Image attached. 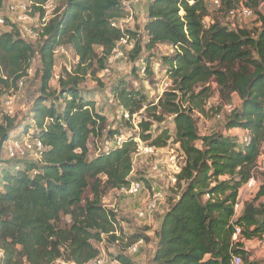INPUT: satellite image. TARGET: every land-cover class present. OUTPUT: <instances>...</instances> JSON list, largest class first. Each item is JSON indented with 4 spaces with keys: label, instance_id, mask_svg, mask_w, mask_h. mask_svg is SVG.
Here are the masks:
<instances>
[{
    "label": "trees",
    "instance_id": "16d2710c",
    "mask_svg": "<svg viewBox=\"0 0 264 264\" xmlns=\"http://www.w3.org/2000/svg\"><path fill=\"white\" fill-rule=\"evenodd\" d=\"M31 1L34 12L43 17V6L51 0ZM60 1L42 33L31 40L36 41V49L24 38V25L7 17L0 33V88L17 89L32 61L37 58L40 63L38 95L28 123L18 126L14 117L4 115L0 150L12 136L22 137L30 130L31 139L44 148L40 161L23 158L0 167V264L58 260L87 264L100 256L95 243L119 242L120 221L104 207L103 198L132 181L142 183L130 177L136 139L155 150L176 144L182 156L180 173L169 189L154 234L152 264H230L232 256H239L243 264H260L248 259L239 240L264 238V174L253 198L237 214L234 208L240 188L254 178L264 142V15L258 13L264 0L243 3L258 16L256 31L218 22L205 26L204 0H150L143 48L151 52L158 45L171 47L173 54L162 59L171 87L149 107H144L143 95L126 83L112 88L111 95L129 115L125 123L130 130L135 114L143 110L145 117L138 121L134 135H123L120 147H111L119 132H106L108 148L91 160L89 139L104 138L106 120L96 112L95 101L82 96L79 84L94 61L104 68L121 38L128 36L135 42L130 60L135 61L143 48L135 32L112 26L128 16L129 0ZM4 3L0 0V11ZM224 6L227 12L233 9L227 0ZM58 47H69L78 61L73 74L58 78L56 90L50 82ZM144 64L150 75L149 58ZM211 80L222 101L231 103L235 94L239 106L224 116V132L199 136L192 114L204 112L210 90L205 86ZM166 118H171L172 130L166 127ZM233 129L248 132L250 143L244 145L225 134ZM64 217L69 218L68 225ZM235 228L240 234L233 241ZM140 240L150 242L144 231L133 234L112 260L136 264L125 249Z\"/></svg>",
    "mask_w": 264,
    "mask_h": 264
},
{
    "label": "rangeland",
    "instance_id": "374dc122",
    "mask_svg": "<svg viewBox=\"0 0 264 264\" xmlns=\"http://www.w3.org/2000/svg\"><path fill=\"white\" fill-rule=\"evenodd\" d=\"M231 7L235 8L240 5H243L245 0H227ZM60 0H51L48 2L44 8V13L49 17L52 16L54 11L60 7ZM144 5V4H142ZM6 8V5H4ZM207 7V16L204 18V25L208 26L213 22H218L222 25H227L233 29H245L248 31H256L260 26L258 16L255 14L253 17L244 19V20H233L229 21L226 17V12L228 9L224 6V0H221L220 8H214L208 3ZM130 13V12H129ZM260 15H264V5L258 10ZM129 16V14H128ZM126 21V18H124ZM146 23V22H145ZM143 19L139 20L138 15L133 14L132 21L130 23H124L123 28L136 33V41L139 42L140 46L143 48L146 42V35L142 31ZM7 30V29H6ZM5 30V31H6ZM4 31L0 28V33ZM8 31V30H7ZM24 38L27 37L24 35ZM28 42L33 44L34 49H36V41H31L28 38ZM95 51L98 53V57H101L100 49L95 48ZM123 51V56L118 59L108 58L104 63V68L101 69L98 66V62L94 61L92 67L88 70L86 76L83 77L82 82L79 84V90L82 93L83 97L93 99L95 101V110L99 114L103 115L106 120L105 129H104V138L101 141L94 142L93 139H89L88 142V159H94L99 152L103 151L105 148H108L107 141L105 139L106 134L109 131H117L120 135L132 134L134 131L138 130L136 128L138 121L145 117L143 110L139 111L131 118V125L133 129H129L125 123V119L121 116V112H124L122 108L118 105V102L111 95V89L116 87L118 83H126L127 88L139 92L145 98L144 107H149L157 103L158 98L164 92L162 90V83L170 81L166 75V66L163 64L162 59L173 54V50L168 45H158L151 52H146L144 48L137 56L136 60H130L129 51L121 47ZM149 58V67L151 69V74L147 75L143 70L144 60ZM77 57L74 55L72 50L69 47L64 48V51H59L55 54L54 57V70L53 78L50 82V86L53 89L58 90V78L65 77L66 74H73L74 67L77 64ZM40 63L37 58L32 61L30 70L27 73V76L23 78L21 85L19 82L17 84V89H12L7 91L4 87L0 88V124L3 121L5 115V102L8 98H11L13 101V115L10 118L15 119L18 126H24L28 123L27 118L29 117L30 107L34 99L38 95L39 81H40ZM170 86L167 88L170 89ZM205 87H208V98L205 100L210 103L209 108L204 107V112H193V119L197 133L199 136H205L211 133H221L224 132V115L219 119L217 115L220 114V108L222 106L230 104L227 101H222V97L219 95L218 88L216 84L211 80ZM231 104L234 107L239 106V100L235 94L231 95ZM166 127L173 129L171 126V118H166ZM107 132V133H106ZM137 132V131H136ZM31 133L28 132V134ZM236 133V132H235ZM18 134H21L20 132ZM234 134L231 131L232 135ZM16 135V134H14ZM235 135V134H234ZM17 136V135H16ZM239 136V135H238ZM236 136V137H238ZM13 137V136H12ZM195 145L200 148L201 143L196 142ZM261 155L257 161V169L254 172L255 185L251 189L247 185L242 186L239 191L238 196V205L241 206L244 202L251 200L254 196L256 188L258 187L262 174H264V142L261 146ZM169 153H175L177 155V163L182 164V156L178 152V146L173 143H169L167 148L162 149L161 153L151 156H140L133 157V171L130 175L131 180L142 181L143 190L142 193L137 196H125L119 193L118 190L108 191L103 198V205L106 209L112 211L117 220L120 221L121 233L117 232V236L120 237L119 242L116 244H110L105 240L103 243H95V246L100 250V255L109 259L108 264H116L112 258L120 250H123L128 242V237L133 234H142L145 225L142 222L149 221L159 214L160 211H165L166 201L165 199L171 194L169 193L170 185L165 182V179L160 178H149V174L152 171V167L157 164V162L163 161L169 156ZM27 157H24L26 159ZM22 160V159H21ZM28 161H32L33 158H27ZM20 161V159H19ZM12 160H9L5 157L3 152L0 150V167H7L12 164ZM160 164V163H159ZM158 165V164H157ZM161 165H158V170H162ZM160 168V169H159ZM152 176V175H151ZM157 188L158 192L164 195L163 205L158 204L154 211L147 212V202L140 203L139 199L141 195L145 192H150L151 189ZM156 190V189H155ZM157 191V190H156ZM147 194V193H146ZM86 196L89 198L90 195L87 193ZM158 203H161L158 202ZM239 208V209H240ZM142 210L146 212L145 219L138 220L136 218V211ZM164 213V212H163ZM163 215V214H162ZM162 215L157 218L162 217ZM63 223L69 224V218L64 217L62 219ZM146 228V227H145ZM148 229V228H147ZM150 231V228H149ZM243 246V250L247 253L248 259L251 261H257L260 264H264V238L261 240H239ZM143 249V248H142ZM127 249H125V254L128 255ZM153 250L150 247L140 250L141 258L139 257V251L135 256H130L134 259L136 264H152L151 256ZM143 256V257H142ZM151 261V262H150ZM118 264V263H117Z\"/></svg>",
    "mask_w": 264,
    "mask_h": 264
},
{
    "label": "built area",
    "instance_id": "2783aa9c",
    "mask_svg": "<svg viewBox=\"0 0 264 264\" xmlns=\"http://www.w3.org/2000/svg\"><path fill=\"white\" fill-rule=\"evenodd\" d=\"M141 0H129L127 2L128 5H136L139 4ZM205 4H209L210 6L214 8H220L221 0H204ZM6 5V8L5 6ZM3 5V8L0 11V28H2L5 25V17L9 18L10 21L14 24H17L19 26L24 25V33L25 36L30 40H35L38 38V36L42 33L43 27L46 25L47 21L49 20V16L44 13L43 17L39 16V13L34 12L33 3L31 0H5V3ZM264 5V4H263ZM44 8V7H43ZM254 14L251 9L245 7L244 5H240L238 7H235L233 9H230L226 17L229 19V21L233 20H244L253 17ZM125 23V19L118 20L113 22L112 26L114 28L124 29L123 24ZM231 28V27H230ZM134 40L130 39L128 36H125L120 39V41L116 44L111 59H118L121 56H123V51H121V47L126 48L128 51H131L134 47ZM59 51L63 52V47H58L54 51V55L57 54ZM22 81H19V86L21 85ZM170 86V81H164L162 83V90L167 91V88ZM13 101L11 98H8L5 102V115L8 117L13 115ZM210 103H205V108H209ZM233 104H227L222 106L220 110V114L217 115V118H221L222 115L227 116L230 115L231 112L234 110ZM121 116L126 119L130 120L128 113L121 112ZM243 136L239 138V142L247 145L250 143V136L248 132L243 131ZM125 140V137L123 135L115 137L114 141L111 143V147H120L122 142ZM137 147L136 151L133 157H140V156H151L156 155L158 153H161L162 150H155L152 147H149L143 143H141L138 139H136ZM44 150L42 143L37 139H31L30 134H25L22 137L13 136L9 138L3 145L1 151L5 155V157L9 160H19L23 159L24 157L27 158H33L37 161H40L41 152ZM261 155V154H260ZM177 155L175 153H169V156L161 162H157L158 165L164 166L167 168L168 172V184L170 187H173L176 183V177L180 173L181 170V164L177 163L176 161ZM155 164L152 167V173L155 175L158 174V165ZM160 169V168H159ZM257 169V168H256ZM150 172V173H151ZM245 185H247L248 188H252L255 185L254 178H251ZM143 185L141 182L138 181H132L128 186L120 188L118 191L119 193L125 195V196H137L139 193L143 190ZM164 195H162L160 192L151 189L150 192H148V200H147V212L148 211H154L156 206L160 203V201H163ZM238 202L235 205V214H237L239 210ZM146 212H143L142 210L136 211L135 215L138 220L145 219ZM117 234V233H116ZM240 229L235 228V232L232 236V240L236 241L239 237ZM143 241L140 240L134 245L127 248V254L130 256H133L138 253L139 247L143 245ZM3 253L0 249V259L2 258ZM110 261L109 259H106V257L100 255L94 260L90 261L87 264H108ZM112 263H118L116 261ZM52 264H75L74 262H66L63 260H58ZM119 264V263H118ZM230 264H243L241 258L239 256H232Z\"/></svg>",
    "mask_w": 264,
    "mask_h": 264
},
{
    "label": "crops",
    "instance_id": "0c3cea01",
    "mask_svg": "<svg viewBox=\"0 0 264 264\" xmlns=\"http://www.w3.org/2000/svg\"><path fill=\"white\" fill-rule=\"evenodd\" d=\"M150 2V0H141V2L139 3V4H136V5H128V11L130 12L129 13V16H127L126 17V23H130L131 21H132V16H133V14H135V15H138V17H139V20H142L143 19V24H142V27L144 26V24H145V22H146V10H147V4ZM142 4H144V5H142ZM231 131H233L234 132V134H232V136H238V137H236L238 140H239V138H241V136H243V131H241V130H239V129H233V130H230V131H228L227 133H225V134H231ZM236 132V133H235ZM161 169L162 170H159V172H158V174L157 175H155L154 173H150L149 174V178H153V179H156V178H160V179H165V182H166V184L168 183V172H167V168H165V167H161ZM152 175V176H151ZM154 190L156 189L157 191H158V189L157 188H153ZM142 193V192H141ZM140 193V194H141ZM147 193V194H146ZM147 200H148V192H145V193H143L142 195H141V198L139 199V201H141L140 203H143L144 202V205H145V202H147ZM163 201H161V203H160V205H163V203H162ZM157 211V210H156ZM156 211H154V213L156 212ZM163 212L164 211H160V213L159 214H157V215H155V217L153 216V218L152 219H150L149 221L147 220L146 222H142V224L143 225H145V227H144V229H143V231H144V234L147 236V237H149V239H150V242L149 243H144L143 245H141L140 247H139V257H137V260H138V258L140 259L141 258V256H140V250L142 251V250H144V248H147V247H150V248H152V250H153V252L152 253H154V247H155V241H156V239H155V231H157L158 230V228H159V225H160V222H161V217L160 218H157L159 215L161 216L162 214H163ZM148 228V229H147ZM149 228H150V231H149ZM143 248V249H142ZM136 255V254H135ZM135 255H133V256H135ZM143 257V256H142ZM152 258H153V254H152V256H151V259L150 260H152ZM133 260V262H135L134 261V259H132ZM151 262V261H150ZM137 263V262H136Z\"/></svg>",
    "mask_w": 264,
    "mask_h": 264
}]
</instances>
